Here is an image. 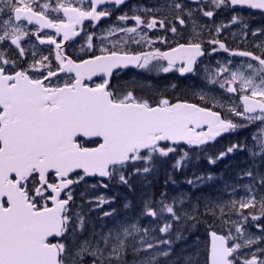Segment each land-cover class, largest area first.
I'll return each mask as SVG.
<instances>
[{
  "label": "snow or ice",
  "instance_id": "1",
  "mask_svg": "<svg viewBox=\"0 0 264 264\" xmlns=\"http://www.w3.org/2000/svg\"><path fill=\"white\" fill-rule=\"evenodd\" d=\"M247 10L264 0H0V264H201L199 245L173 256L201 227L203 264H264V24ZM129 67L197 77L196 102L120 82ZM236 154L246 167L215 195L169 191L214 183L176 174ZM109 184L140 192L120 210L118 194L87 197Z\"/></svg>",
  "mask_w": 264,
  "mask_h": 264
},
{
  "label": "rangeland",
  "instance_id": "2",
  "mask_svg": "<svg viewBox=\"0 0 264 264\" xmlns=\"http://www.w3.org/2000/svg\"><path fill=\"white\" fill-rule=\"evenodd\" d=\"M229 15L230 14L228 12L221 13L220 16H218L216 18L217 22H219V20H221V19H223L224 22H227ZM261 24H264L262 19H259L258 17H251V27L252 28L258 27ZM255 42L259 43L260 39H257ZM191 85H193V84H190V86ZM189 92L191 93L190 90H189ZM173 96H178V92L174 91ZM211 151H215V150L211 149ZM221 165H222V161L217 162V164H215V165H210L206 159L201 158L198 161L190 164L189 168L185 172L176 174V179L177 180H183L185 177H191L193 173L201 174V173H206V172H210L216 176V171L221 167ZM135 179L136 178H134V180ZM241 182H246V181H241ZM86 183L88 185H93V184H98L99 181L87 179ZM104 183H108V182H104ZM217 185H218V182L216 180L214 183H212L210 185H206L203 189H199V190L193 192V190L188 185L181 183L175 189H173L171 187V191L170 190L169 191L170 192H177V191L183 190V191H187V192H192L194 196L199 195L201 192L215 195L216 189L219 188V187H217ZM134 187H136L135 192H129L127 188H125L123 186H114L113 184H109L108 189H104L103 187H96L95 189L89 188V189H87V197L93 198V197H96L99 195L111 196L113 194H118L117 201L114 204H112L111 207H115L118 210H120L121 205L124 202L125 197H127L128 199H134L136 196L139 195V192H140L139 186L134 184ZM81 191H85V184H83V183L80 185H77L75 188V193H76L75 197H76L77 203H81V201L79 199V194ZM103 210L104 211L109 210V206L105 205ZM97 215H99L98 212L92 213L93 218H95ZM99 223L100 222L97 221V224H99ZM252 230L255 231V229H252ZM207 239H208V237H207V234L205 232V229L203 227H201V228L195 230L194 232H192L191 234H187V239L185 241H181V242H178L176 244L173 256L177 257V258H182L183 255H186L192 251V248H191L192 245H194V244L199 245L198 250L201 253V264H203V253L205 251L204 246H205V242ZM180 264H183L182 259H180Z\"/></svg>",
  "mask_w": 264,
  "mask_h": 264
},
{
  "label": "flooded vegetation",
  "instance_id": "3",
  "mask_svg": "<svg viewBox=\"0 0 264 264\" xmlns=\"http://www.w3.org/2000/svg\"><path fill=\"white\" fill-rule=\"evenodd\" d=\"M138 2V0H129V3H136ZM127 9L124 7H121V9L119 11H117L115 13V15H120L123 11H126ZM114 20V17L112 18V20H108V21H104L102 26H106L109 23H112V21ZM201 22H205V21H201ZM131 23V22H129ZM86 26H87V22H86ZM46 32H52L53 30H45ZM251 40V38H249ZM83 43V41H78L77 44H73L72 48L74 49H78L79 44ZM157 47H165L163 45H156ZM234 48L235 47H241L243 48V50H253L250 46L249 47H244L243 45L239 44V42H237V44L232 45ZM41 48H44L46 46H40ZM80 53L77 51V55H79ZM222 56L219 57H214L213 59H221ZM120 82H125V81H130V80H137L141 83H149L153 86L154 89H159V90H163L166 87L168 88V94L170 96H173V90L171 89L170 85L172 83L178 84L182 86L183 88H188L190 90L191 86L190 84L193 85H198L199 84V79L197 77H193L191 79H184L183 77H180L178 73L172 72V73H160V74H156V73H147L142 69H137L135 67H129L127 69H124L119 77ZM93 81L95 83H99L101 82V77L97 76V77H93ZM116 82V81H114ZM85 83H89V85H92V82L89 81H85ZM253 131V129H249L246 131H242L240 133H238L237 135H227L225 136L223 139H220L219 142L216 144L215 148L221 149L223 146L227 145L230 141L236 140L238 138H243L249 135V132ZM90 146H95V143H91L89 144ZM245 157L243 154H236L234 156H230L228 158H225L222 161V164L225 166H228L226 164H230V168L231 167H236L235 171H237V168L240 167H246V165L243 163ZM76 188V186H75ZM76 196V193H75Z\"/></svg>",
  "mask_w": 264,
  "mask_h": 264
},
{
  "label": "bare ground",
  "instance_id": "4",
  "mask_svg": "<svg viewBox=\"0 0 264 264\" xmlns=\"http://www.w3.org/2000/svg\"><path fill=\"white\" fill-rule=\"evenodd\" d=\"M230 45H233V44H230ZM228 166H225V165H221V167L216 171V176L221 178V179H217V182H218V185L217 187H221L222 186V183H223V180H226V179H235V176H236V172L241 169V168H244V167H238L237 168V171H235V168L236 167H231L230 168V164H226Z\"/></svg>",
  "mask_w": 264,
  "mask_h": 264
},
{
  "label": "trees",
  "instance_id": "5",
  "mask_svg": "<svg viewBox=\"0 0 264 264\" xmlns=\"http://www.w3.org/2000/svg\"><path fill=\"white\" fill-rule=\"evenodd\" d=\"M168 163L170 164L171 162L169 161ZM164 167L167 168L168 164L164 165ZM164 179H165V176L163 175V171H161L158 178L153 182V191H155L157 194L159 193V191L163 185ZM169 190L171 191V186L169 187Z\"/></svg>",
  "mask_w": 264,
  "mask_h": 264
},
{
  "label": "water",
  "instance_id": "6",
  "mask_svg": "<svg viewBox=\"0 0 264 264\" xmlns=\"http://www.w3.org/2000/svg\"><path fill=\"white\" fill-rule=\"evenodd\" d=\"M251 11H253V12H260V10H251ZM94 139V138H93ZM79 171V170H78Z\"/></svg>",
  "mask_w": 264,
  "mask_h": 264
}]
</instances>
